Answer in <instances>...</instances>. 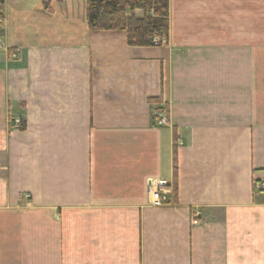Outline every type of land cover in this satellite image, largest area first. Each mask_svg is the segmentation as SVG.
I'll return each mask as SVG.
<instances>
[{
    "label": "crops",
    "instance_id": "crops-1",
    "mask_svg": "<svg viewBox=\"0 0 264 264\" xmlns=\"http://www.w3.org/2000/svg\"><path fill=\"white\" fill-rule=\"evenodd\" d=\"M3 1L0 264H264V0H168L151 48Z\"/></svg>",
    "mask_w": 264,
    "mask_h": 264
},
{
    "label": "trees",
    "instance_id": "trees-1",
    "mask_svg": "<svg viewBox=\"0 0 264 264\" xmlns=\"http://www.w3.org/2000/svg\"><path fill=\"white\" fill-rule=\"evenodd\" d=\"M85 19L91 32H124L132 48L158 47L168 41V0H85ZM140 11L142 17L135 12ZM4 1L0 0V19ZM18 128L23 130V123Z\"/></svg>",
    "mask_w": 264,
    "mask_h": 264
},
{
    "label": "built area",
    "instance_id": "built-area-1",
    "mask_svg": "<svg viewBox=\"0 0 264 264\" xmlns=\"http://www.w3.org/2000/svg\"><path fill=\"white\" fill-rule=\"evenodd\" d=\"M11 57H14L12 55H10ZM17 59V57H16ZM166 110L164 108H160L158 110H155V112H153V116H154V123L156 126L161 127V126H165L166 125ZM20 124V120H16L13 122V126L18 127ZM253 189L255 190V192H260V191H264V183H256L253 186ZM167 184L162 181V180H157L156 182L149 183L148 185V197H149V204L150 206L153 207H158L161 206L162 204L166 203L165 200V195L167 194ZM199 217V216H197ZM192 224H196L194 222V220L192 221Z\"/></svg>",
    "mask_w": 264,
    "mask_h": 264
},
{
    "label": "rangeland",
    "instance_id": "rangeland-1",
    "mask_svg": "<svg viewBox=\"0 0 264 264\" xmlns=\"http://www.w3.org/2000/svg\"><path fill=\"white\" fill-rule=\"evenodd\" d=\"M135 14H136V16L137 17H142V13L141 12H135ZM4 19H0V33H1V29L3 28V26H4V21H3ZM10 55H12V56H14V57H11ZM16 57H17V59H18V55H17V53L15 52V51H13V50H8V49H6V55H5V59H6V61H8V62H16L17 61V59H16ZM2 58V52H1V50H0V59ZM162 108H164L165 109V107L163 106ZM160 109V108H159ZM166 110V109H165ZM167 112V111H166ZM166 125H167V114H166ZM168 188V187H167ZM167 191V190H166ZM168 192V191H167Z\"/></svg>",
    "mask_w": 264,
    "mask_h": 264
}]
</instances>
